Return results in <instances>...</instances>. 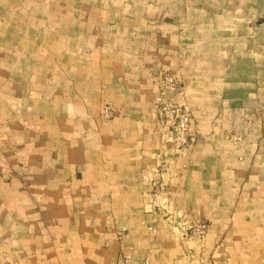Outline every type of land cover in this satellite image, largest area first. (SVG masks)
Listing matches in <instances>:
<instances>
[{
	"label": "crops",
	"instance_id": "crops-1",
	"mask_svg": "<svg viewBox=\"0 0 264 264\" xmlns=\"http://www.w3.org/2000/svg\"><path fill=\"white\" fill-rule=\"evenodd\" d=\"M119 229L129 264H264V0H0V264H117Z\"/></svg>",
	"mask_w": 264,
	"mask_h": 264
},
{
	"label": "built area",
	"instance_id": "built-area-1",
	"mask_svg": "<svg viewBox=\"0 0 264 264\" xmlns=\"http://www.w3.org/2000/svg\"><path fill=\"white\" fill-rule=\"evenodd\" d=\"M160 94L156 98L157 116L159 122L166 128L172 137V145L176 149H184L191 143L190 127L191 117L187 106L178 104L166 98L171 94H174L178 89L176 80L171 76L163 74L159 75ZM111 112L110 107H106L103 111V115L107 117ZM227 140L230 142H241L242 138L233 132L226 134ZM155 222V220L153 221ZM142 225L149 231L155 232V229L151 224L142 222ZM207 226L204 223L196 225L188 234L187 238L190 240H202L206 234ZM118 241L120 242V256L119 264H129L131 257L126 255L124 251V241L126 239L124 229L117 234ZM141 264H153L149 259H143ZM199 264H210V261L206 258H200Z\"/></svg>",
	"mask_w": 264,
	"mask_h": 264
},
{
	"label": "rangeland",
	"instance_id": "rangeland-1",
	"mask_svg": "<svg viewBox=\"0 0 264 264\" xmlns=\"http://www.w3.org/2000/svg\"><path fill=\"white\" fill-rule=\"evenodd\" d=\"M160 74H163V75H166V76H171V77H173L172 75H169V74H167V73H165V72H162V71H160V72H158V79H159V75ZM174 78V77H173ZM175 79V78H174ZM176 80V79H175ZM176 82H177V84H178V89H177V91L180 89V84H179V82L176 80ZM176 91V92H177ZM175 92V93H176ZM174 93V94H175ZM171 95H173V94H171ZM170 95V96H171ZM170 96H168L166 99L167 100H170V101H173V102H175V103H178V104H183V105H185V106H187L188 107V105H186L185 103H180V102H176V101H174ZM155 102H156V99H155ZM157 106V105H156ZM188 109H189V112H190V108L188 107ZM104 111V110H103ZM105 117V116H104ZM157 118H158V116H157ZM159 121V120H158ZM191 128V127H190ZM121 230H123V229H119V230H117L116 231V237H117V234H118V232L119 231H121ZM124 231H125V236H127V231L124 229ZM127 238V237H126ZM117 239H118V237H117ZM126 240V239H125ZM120 246H121V244H120ZM124 251L127 253L126 255H130V257H131V254H130V250H129V247H127L126 245H125V243H124ZM120 253H121V251L119 250V256H120ZM131 261V260H130ZM118 262H119V260H118ZM117 264H119V263H117Z\"/></svg>",
	"mask_w": 264,
	"mask_h": 264
}]
</instances>
